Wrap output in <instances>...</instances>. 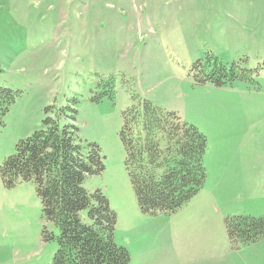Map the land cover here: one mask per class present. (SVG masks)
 <instances>
[{
  "label": "rangeland",
  "instance_id": "obj_1",
  "mask_svg": "<svg viewBox=\"0 0 264 264\" xmlns=\"http://www.w3.org/2000/svg\"><path fill=\"white\" fill-rule=\"evenodd\" d=\"M198 61L252 80L197 83ZM1 87L16 100L0 164L47 116L100 146L105 169L85 187L109 199L128 264H264V237L238 248L226 226L264 214V0H0ZM139 97L208 140L205 184L175 212L141 211L126 170L122 112ZM53 234L33 183L0 177V264H50Z\"/></svg>",
  "mask_w": 264,
  "mask_h": 264
},
{
  "label": "trees",
  "instance_id": "obj_2",
  "mask_svg": "<svg viewBox=\"0 0 264 264\" xmlns=\"http://www.w3.org/2000/svg\"><path fill=\"white\" fill-rule=\"evenodd\" d=\"M217 63L196 62V82L224 87L238 79L252 80L247 77L250 69L239 72L236 63ZM15 100L11 89L0 88V130ZM122 118L125 166L139 208L151 214L175 212L205 184L206 135L175 111L145 98L135 100ZM104 169L100 146L93 142L85 147L77 127L60 116H47L44 126L21 139L0 164L5 186L33 183L43 216L56 228V236H48L57 241L50 264L130 262L127 247L115 241L117 215L109 199L101 189L85 187L88 176ZM226 226L232 245L239 248L264 237V214L235 215Z\"/></svg>",
  "mask_w": 264,
  "mask_h": 264
}]
</instances>
